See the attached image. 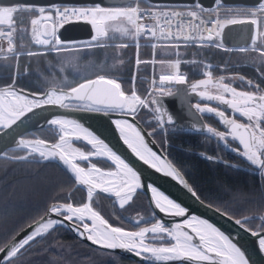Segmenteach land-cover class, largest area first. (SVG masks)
Segmentation results:
<instances>
[{"label":"snow or ice","instance_id":"snow-or-ice-1","mask_svg":"<svg viewBox=\"0 0 264 264\" xmlns=\"http://www.w3.org/2000/svg\"><path fill=\"white\" fill-rule=\"evenodd\" d=\"M142 0H127L122 5H106V0H100L90 5L61 6H35L15 3L14 0H0V26H5L7 31L0 27V37L7 40V49L0 52L10 53L19 61L22 55L29 58L44 56L47 52L57 54L66 51H78L91 54L92 49L105 47L102 42L115 39L110 33H119L121 37L130 38L136 42L139 49L141 37L150 40L165 42L164 44L152 43L155 50L158 46L170 47L180 56L179 48L190 44L205 46L214 44L217 49L224 51L259 53V63L264 67V0L250 7L239 8L225 4L223 0H213L214 7H205L199 0H194L190 5L179 8L167 4L141 7ZM182 9V10H181ZM232 14L221 17V12ZM38 12L39 15L31 19V35L36 45L42 46L47 52L29 51L21 53L16 51L14 36L17 32V13ZM83 22L92 29L90 39L86 41H62L58 35L59 29L71 23ZM23 24V20H19ZM234 25L252 26L251 43L239 49L227 48L223 43L224 30ZM23 31V29H21ZM117 48H127V44H117ZM7 59V55H5ZM136 65L141 60L136 58ZM170 68L168 74L159 76V87L152 92L150 100L142 98L133 88L130 94L126 93L121 83L115 78L103 74L94 79H83L75 86H57V79L39 76L49 85L47 90L28 92L15 87L16 81L22 73L18 64L13 69L12 83L0 89V140L14 133L21 124L28 126L37 118V127L55 128L58 139L49 142L36 137L34 139L19 136L15 143L17 149L24 150V155L9 156L7 151L0 152V156L12 161L26 162H54L59 164L69 179L77 186L86 189V202L74 204L54 203L44 217L29 225L32 229L23 239L0 248V253H5L0 258V264H13V259L39 237H43L57 227H68L93 245L115 253L117 250L134 254L141 259V264H254L246 251L234 243L214 224L206 219L192 215L182 222L171 223L166 226L160 219H156L150 227H139L136 231H129L123 227L113 226L100 211L94 208L96 198L100 194L114 198L119 209L123 210L136 197L139 190L149 193L148 199L153 205V215L163 213L168 217L184 218L187 209L180 203L169 198L159 188L152 184L146 186L141 181V174L132 166L125 157L118 154L117 150L106 143L104 139L90 131L75 116L69 113H112L121 114L122 118L112 121L118 130L119 138L131 154L145 165H149L157 172L177 180L193 196L196 192L187 183L182 173L167 159L162 158L150 147L144 131L128 117L133 119L141 108H151L150 115L160 129L165 125H176L177 118L162 102L161 98H176L177 107L183 111V105L190 95H195L203 101L216 102L230 110L231 116L220 107H212L209 103L188 104L197 114H210L218 118L219 123L226 131H217L212 126L203 129L219 141H238L242 150L236 149L238 154L246 161L260 170L264 176V71L257 69L261 83L243 76L229 78L240 79L249 89L238 90L231 83L225 82V77L213 78L211 65L205 64L206 69L202 75L205 78L188 84L187 76L181 72L182 63H197L196 61L175 60L164 61ZM67 66L75 71L71 61ZM65 71V63L61 62L59 69ZM27 73V68L25 69ZM67 81V76L63 78ZM174 86H185L184 88ZM214 90V91H212ZM60 110V111H54ZM239 114L247 122H239L235 117ZM182 124L173 127L171 131H184ZM201 129H197L200 131ZM156 128L147 133L154 136ZM74 141H84L90 145V151H83L74 146ZM155 143V141H153ZM93 158H103L110 162L112 168L103 170L92 163ZM211 159V157H206ZM87 162L88 166H82ZM232 166V165H229ZM55 215L56 218H52ZM264 221V217H259ZM124 219H128L125 217ZM247 217L237 219V225H245ZM145 222L141 217L136 223ZM190 230V231H189ZM251 235L257 237L258 248L264 252V224L261 229L253 231L247 229ZM191 233V234H190Z\"/></svg>","mask_w":264,"mask_h":264},{"label":"trees","instance_id":"trees-1","mask_svg":"<svg viewBox=\"0 0 264 264\" xmlns=\"http://www.w3.org/2000/svg\"><path fill=\"white\" fill-rule=\"evenodd\" d=\"M147 4L142 0L141 5ZM35 12L17 13V32L14 43L17 50L34 51L36 46L31 44L28 27ZM23 20V24L19 20ZM24 27L22 33L18 27ZM80 41V40H78ZM86 41V40H85ZM106 40L105 47L91 50V54L79 53L75 71L65 69L61 74L52 71L57 65L59 54L47 52L44 56L29 58L22 55L17 61L14 56L7 59L0 58V87L12 83L11 75L17 66L22 73L15 86L29 91L44 90L49 85L39 73L52 79L55 75L57 86L67 88L83 79L96 75H105L117 79L126 93L134 88L138 95H143L148 83L150 49L140 46L135 49L128 39ZM117 44H127V48H117ZM178 58L197 63H182L181 72L187 76V81L202 76L203 61L212 62L225 68L211 69L216 74L222 70H231L261 83L258 73L254 68L264 71L259 63V53L224 51L215 46L206 44L197 46H181ZM176 50L170 47L158 46L154 50V58L169 59L176 56ZM141 60L136 65V58ZM76 59V58H75ZM75 61V60H74ZM237 64V65H234ZM253 66L254 68L250 67ZM27 68V73L25 69ZM67 76V81L63 78ZM264 88V83H261ZM136 120L141 126L150 131L154 124L150 114L141 108L138 110ZM166 128L165 140L168 145H163L160 134H154L153 140L162 149L169 161L182 173L188 184L196 192V196L204 203L225 213L233 218L248 217L245 224L252 230H260L264 224L259 217H264V187L260 184L256 174L244 168L250 167L236 155L224 150L220 145L203 135L186 132L171 131ZM25 137H39L48 141L56 138L54 129L42 128L24 134ZM83 151H89L88 146L75 142ZM9 156L24 155V150L7 151ZM206 157H211L208 159ZM102 168L112 166L104 160H93ZM232 165V166H229ZM86 166V163H82ZM84 190L74 187L73 182L65 171L54 162H26L12 161L0 158V247L3 246L16 232L38 218L52 202L83 203ZM94 203V208L113 226L123 227L127 230L137 228L138 225L149 224L154 221L152 212L147 205L144 194L137 192L136 197L123 210L117 208L109 197L99 195ZM144 218L145 222H131L125 217ZM68 259L85 264H140L131 261L119 254L103 251L87 245L75 238L68 230L57 227L50 230L43 237L31 242L24 250L13 259V264H49L50 259ZM92 258L94 261L92 262Z\"/></svg>","mask_w":264,"mask_h":264},{"label":"water","instance_id":"water-1","mask_svg":"<svg viewBox=\"0 0 264 264\" xmlns=\"http://www.w3.org/2000/svg\"><path fill=\"white\" fill-rule=\"evenodd\" d=\"M144 1H147L149 3H166V4H191L194 2V0H144ZM5 2H7V0H5ZM14 2L15 3H24V4L47 6V5H51V4L95 3V2H100V0H14ZM126 2H127V0H106V5H122ZM199 2L202 3L205 7H209L213 4V0H199ZM223 2L225 4H230V5L252 6V5H256L259 2V0H223ZM30 34H31V24L28 27V35L30 36ZM91 34H92L91 26L89 24H86L83 22H77V23H71L69 25H65L63 28L59 29V32H58V35L62 41L87 40V39H90ZM251 34H252V26H250V25L229 26L228 28H226L224 30L223 43L225 46H228L231 48H236V49H239L241 47H247L251 43ZM96 76H93V77L88 78V79H94ZM221 76H224L226 78L225 80H229V81L235 80V81L242 82L243 85H246L240 79H229V78H235V77L242 76L240 74L231 73L228 75H216V76H213V78L217 79ZM202 78H205V77L201 76V77H197L196 79L189 80L188 84H191V83H193L199 79H202ZM245 79H247V78L245 77ZM82 81H80V82H82ZM226 83H228V82H226ZM73 86H75V85H73ZM4 87L5 86H2V87H0V89H2ZM48 87H46L44 90H47ZM156 87H159V79H157L155 81V88ZM176 87L184 88L185 86H174L173 91L176 90ZM16 88L22 89V90L28 91V92H35V91H29V90L19 88V87H16ZM155 88H153L152 92L154 91ZM238 90H247V89L238 88ZM248 90H252V89H248ZM212 91H214V90H212ZM151 98H152V96H150L149 100ZM161 99H162L163 104L168 109H170L171 113L177 118V124L176 125H165V126L173 128V127H177L179 124H182L183 128L185 129L184 131L200 134V135H203L207 138L212 139L218 145H220L224 150L233 153L238 158H240L242 161H244L246 164L250 165L246 161L245 158H242L238 154V152L235 151L236 149L242 150V146L239 145L238 141H232L231 138L229 137L228 142L225 143L223 141H219L218 138L214 137L212 134H209L203 130L205 128V126H211L205 120V117H210L218 125L219 128H215L217 131H226V128L219 123L218 118H216L210 114H203V115L197 114V113H195L194 109H190L188 107V104L201 103L203 105L204 103H209V105L212 107H220L222 110L226 111L227 115L231 116L232 114H231L230 110H227L224 106L218 105L216 102L203 101L195 95L189 96L188 100L183 105V111L178 109V107H177L178 101L176 98L164 97ZM54 111H60V110H54ZM69 115H72V116H75L76 118H78L85 125V127H87L90 131H93L94 133H96L98 136H100L102 139H104L106 143H109V145L111 147H113L114 150H117L118 154H121L123 157H125L127 159V161L132 166H134L138 170V172L141 174V181L145 186L147 184H152L153 186L159 188V190L163 191L166 195H168L169 198L175 200L177 203H180L182 207H185L188 210L186 213V216L184 218L168 217V216H165L163 213H159L157 211L155 213V219L153 222L146 224L144 226H140V227H150L152 223H155L156 219H160L162 222H164L166 224V226H170L171 223L182 222L183 219L189 218L190 216L195 215V216L200 217L201 219L208 220L210 223L214 224L221 231H223L226 235H229L230 238H232L234 243H237L238 246H241L242 249L246 251V254L251 258V261L254 262V264H264V252H261L258 248L257 237L251 235V232H249L247 230L248 227L246 225L241 226V225H237L235 223V221L237 219H244L245 217L233 218V217L228 216L225 213L215 209L214 207L204 203L197 196H193L177 180L166 176L162 172H157L155 169H152L149 165L143 164V162L139 161L138 158H136L133 154H131L130 150H128L126 148V146L123 145L121 139L119 138L118 130L115 128V125L112 123L113 120H115L117 118H122L121 114L112 113V114L105 115L103 113H84V112H81V113H69ZM235 118L239 122H247L244 118L240 117L239 114H236ZM128 119L130 121L136 123L144 131V133L146 135V139L148 140L150 147H152L154 151H156L159 155H161L162 158H165L169 161V159L166 157L164 151L158 147L156 142L153 143V141H154L153 138L147 136V133L150 131L145 130L141 126V124L136 120V118L133 119L132 117H128ZM42 128H49V127H39L38 128L37 127V118H33V122L31 124H29L28 126L21 124L20 127L17 128V130L14 133H10V135L8 137L0 140V152L12 151V150H22V149H17L15 147V143H16L17 139L19 138V136L24 135V134L29 133V132H32L33 130L42 129ZM51 129L55 130L56 138L53 141H49V142H55L56 139H58V131L55 128H51ZM197 129H201V130L197 131ZM156 132H158V130ZM25 138L34 139L36 137H25ZM74 142H81V143L85 144L86 146H88L89 151L91 150L90 145H87V143L84 141H74ZM231 142L234 143L235 146H232L230 144ZM0 158H4V157L0 156ZM93 159L104 160L103 158H93ZM104 161H106V160H104ZM106 162H108V161H106ZM108 163L110 164V162H108ZM252 167L255 168L254 166H252ZM74 187H80L84 190L85 197H84L83 202H86V189L83 188L82 186H77L75 184H74ZM138 192L144 194L147 205L153 214V205L150 204V202H149V199H148L149 193H147L146 187H145V190H139ZM101 195L106 196L105 194H101ZM106 197H108V196H106ZM109 198L114 202L115 206L117 208H119L118 205H116L114 198H112V197H109ZM68 202H70V201H68ZM54 203H67V202H52V203L48 204L45 211L38 218H36L34 221L27 224L22 229H20L18 232H16L0 248H6L7 245H9L10 243L13 242V238H15L16 241L23 239L24 236H26L32 230L29 227V225H33L35 221H38L41 217H44L46 215V213L49 211L51 205ZM52 218H56L55 215H53ZM62 228L68 230L75 238L86 243L87 245L94 247V248H97V249H100V250H103L99 246L93 245L90 241L84 239L83 237H80L76 233L75 230L68 227L67 223ZM138 229H139V227L136 229H133V230H129V231H136ZM253 231H257V230H253ZM103 251H106V250H103ZM115 253L119 254V255H121V256H123V257H125L131 261H134V262L141 264V259L138 257H135L134 254H130V253H127L126 251H122V250H117ZM4 255H6V252L0 253V258H2Z\"/></svg>","mask_w":264,"mask_h":264},{"label":"rangeland","instance_id":"rangeland-1","mask_svg":"<svg viewBox=\"0 0 264 264\" xmlns=\"http://www.w3.org/2000/svg\"><path fill=\"white\" fill-rule=\"evenodd\" d=\"M21 29H23V31H24V27L23 26H21V27H18V32L19 33H22L23 31H21ZM110 35L111 36H114L115 37V39H110V40H117L118 42H120L119 40H125V39H128V40H130V38H124V37H121L120 36V34L119 33H110ZM80 41H85V40H80ZM30 42H31V44H34V41H33V39L30 37ZM104 42H106V40L105 41H103L102 43H104ZM35 45V44H34ZM7 40H5V41H0V49H7ZM36 46V48H35V50L34 51H39L40 49H38V47H40V48H43L42 46H37V45H35ZM16 51L17 52H21V53H24V51H21V50H17L16 49ZM78 51H66V52H62V53H60L59 54V58H58V60H57V65L55 66V67H53V68H51V70L52 71H56V72H58V73H60L61 74V72L58 70L59 69V66H60V64H61V62H64L65 63V69H69V70H72L71 68H69L68 66H67V62H69V61H71L72 62V64L74 65V67L77 65V59L79 58L78 56H79V54L77 53ZM79 53H81V52H79ZM5 55H7V57H9V56H12V54H10V53H4V52H0V58H5ZM76 58V59H75ZM150 58V57H149ZM75 60V61H74ZM156 60V59H155ZM159 60H162V59H158L157 61H155L154 62V64H153V67H152V69H153V74H154V76H157V75H160V74H165V73H169V70H168V66H167V63H165V64H161L160 63V61ZM148 62H149V59H148ZM149 64H150V62H149ZM149 69H150V66H149ZM142 96V95H141ZM145 109V108H144ZM146 110V109H145ZM147 111V110H146ZM148 112V111H147ZM149 113V112H148ZM150 114V113H149ZM150 120H151V122L154 124V127L153 128H155V123H154V121H153V119H152V116L150 115ZM152 128V129H153ZM152 129L150 130V132L152 131ZM156 134H159L158 132H155ZM74 146L75 147H78L76 144H75V142H74ZM80 148V147H79ZM87 152V151H86ZM96 160V159H95ZM254 170H259V169H254ZM257 175V177H258V179H259V182H260V184L264 187V176H261L260 175V170H259V173L258 174H256ZM112 203L114 204V202L112 201ZM115 205V204H114ZM137 216H133V217H127V218H129L130 219V221L131 222H137L139 219L138 218H136ZM138 225V224H137ZM145 224H143V225H141V226H144ZM138 227H140V225H138L137 226V228ZM136 229V228H135ZM133 230V229H132ZM41 238V237H40ZM38 239V238H37ZM94 261V259L92 258V262ZM49 264H85V263H83V262H76V261H71V260H68V259H64V258H62V259H50V261H49Z\"/></svg>","mask_w":264,"mask_h":264},{"label":"built area","instance_id":"built-area-1","mask_svg":"<svg viewBox=\"0 0 264 264\" xmlns=\"http://www.w3.org/2000/svg\"><path fill=\"white\" fill-rule=\"evenodd\" d=\"M18 4H24V3H18ZM90 4H92V3H83V4H57V5H61V6H82V5H90ZM156 4H161V5H164V4H166V3H147V4H145V5H141V7H150L151 5H156ZM192 4V3H191ZM24 5H28V4H24ZM167 5H170V6H174V7H177V8H179L180 6H182V5H190V4H167ZM35 6H37V7H39V6H41V5H35ZM47 6H49V5H47ZM233 7H239V8H246V7H250V6H246V5H232ZM252 6H254V5H252ZM209 7H214V3L211 5V6H209ZM182 10V9H181ZM39 15V13L38 12H35V15L33 16V18L32 19H34V18H36L37 16ZM232 14H230V13H227V12H224V11H222L221 12V17L223 18V17H225V16H231ZM0 27H3V29L5 30V31H7V28L5 27V26H0ZM31 38H32V35H31ZM33 39V38H32ZM6 39H4V38H2V37H0V41H5ZM34 41V40H33ZM127 43H129L130 45H132V46H134V48L135 49H137L136 48V42L134 41V40H132V39H130ZM152 43H158V44H164L165 42H163V41H160V42H156V41H150V40H147V39H145V38H143V37H141L140 38V40H139V47L140 46H144V45H146V46H148L149 47V49H150V58H149V62H150V69H149V77H148V83H147V87H146V89H145V92H144V94H143V96H141L142 98H145V99H149V97L151 96V94H152V90H153V88L155 87V80H156V78L154 77V74H153V69H152V67H153V64H154V62L155 61H157V60H155V58H154V49L151 47V44ZM35 44V43H34ZM181 44L183 45V43L181 42ZM36 45V44H35ZM210 45H212V46H214V44H210ZM37 46H39V45H37ZM227 48H231V47H228V46H226ZM38 49H40L39 51H47L46 49H44V48H40V47H38ZM232 49H234V48H232ZM176 58H178V57H173V58H169V59H162V60H164V61H168V60H175ZM180 59V58H179ZM182 61H185V60H183V59H181ZM159 61H161V60H159ZM202 63V67H203V72L206 70L205 68H204V65L205 64H210L212 67H211V69H213V68H215V67H220V68H223V67H228V66H221V65H218V64H215V63H212V62H207V61H203V62H201ZM234 65H237V64H234ZM168 66V65H167ZM168 70H169V72H170V68L168 67ZM168 74V73H167ZM160 76V75H159ZM158 76V77H159ZM149 113L151 112V108H145ZM152 116V119H153V121H154V118H153V116H154V114L153 115H151ZM154 123H155V125L157 126V128L160 130V133H161V135H162V137H163V144H164V146H167L168 145V143H167V141L165 140V138H164V135H165V132H166V129H160L159 127H158V125L156 124V122L154 121ZM250 171L251 172H253V173H255V174H258L259 173V170H254V169H250Z\"/></svg>","mask_w":264,"mask_h":264},{"label":"flooded vegetation","instance_id":"flooded-vegetation-1","mask_svg":"<svg viewBox=\"0 0 264 264\" xmlns=\"http://www.w3.org/2000/svg\"><path fill=\"white\" fill-rule=\"evenodd\" d=\"M231 73H235V74H238V73H236L235 71H231V70H229V71H227V70H222V71H219L218 73H214L213 74V76H216V75H228V74H231ZM226 82H228V83H231V84H233V86H235V87H237V88H241V89H249L246 85H243L242 84V82H239V81H235V80H225ZM205 120H206V122L207 123H209L211 126H213L214 128H219L218 127V125L210 118V117H205ZM232 146H235V144L234 143H230ZM93 160H95V159H92V163H93ZM96 160H101V159H96ZM84 163H86V166H88V163L87 162H84ZM96 164V163H95ZM97 165V167H100L101 169H104V170H109V168H102L101 166H99V164H96ZM86 166H84V167H86ZM112 168V167H111Z\"/></svg>","mask_w":264,"mask_h":264}]
</instances>
